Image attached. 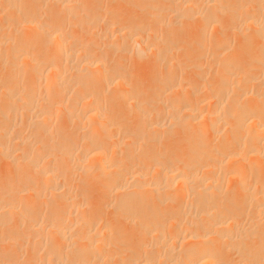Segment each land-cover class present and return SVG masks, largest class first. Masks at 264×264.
<instances>
[{"label": "bare ground", "instance_id": "6f19581e", "mask_svg": "<svg viewBox=\"0 0 264 264\" xmlns=\"http://www.w3.org/2000/svg\"><path fill=\"white\" fill-rule=\"evenodd\" d=\"M153 1L0 0V264H264V0Z\"/></svg>", "mask_w": 264, "mask_h": 264}, {"label": "rangeland", "instance_id": "374dc122", "mask_svg": "<svg viewBox=\"0 0 264 264\" xmlns=\"http://www.w3.org/2000/svg\"><path fill=\"white\" fill-rule=\"evenodd\" d=\"M146 1H148V2H146ZM149 1H150V3H151V2L154 3L153 0H145V1H144V0H132V5H131L132 8L129 6V7H127V8H129V9H127V8H125V7L122 8V9H123L124 13H125L126 10H127V15L130 14V15H132V16H134V17L142 16V15L147 14V13H146V12H147V8H146V7H147V5H148V4H146V6H144L145 4H143V3H149ZM163 2H164V1H163ZM163 2H162L161 4H165V5H166V2H164V3H163ZM115 4H116V3H115ZM115 4H114V5H115ZM170 4H171V3H170ZM121 5H122V4L119 3V4H117V6H111L110 8H112V9H113L114 7H115V8H117V7L120 8ZM167 5L169 6L168 3H167ZM135 6H136V7H135ZM125 9H126V10H125ZM132 9H133V10H132ZM136 9H137L138 11H137ZM140 10H141V11H140ZM128 11H129V12H128ZM130 11H132V12L130 13ZM135 11H136V12H135ZM139 11H140V12H139ZM134 12H135V13H134ZM139 13H140V14H139ZM134 14H135V15H134ZM162 16H164V14H163ZM158 17H159V16H157V17H155V18L153 17V18H151L150 20H151V21L154 20L153 22H155V21H157L158 19L161 18V16H160L159 18H158ZM162 19H163V18H162ZM162 19H160V20H162ZM151 21H150V24H151ZM153 22H152V24H153ZM184 25H185V24H183V26H184ZM183 26L180 27V26L177 25V27H179V28L177 29V28L175 27V28H173V29H176V30H174V31L171 30V32L173 31L172 33H174L175 31L177 32V30H179L180 28H183V29H180V30H182V32H181V31H178V32H180V34L183 33V35H185L184 33H187V32H188V31L186 30V28H188V27H187V26H184V27H183ZM188 26H189V25H188ZM192 26H193V25H192ZM192 26H190L189 28L191 29ZM189 28H188V30H190ZM185 30H186V32H185ZM161 31H162V30L160 29V31H159L160 33H158L159 36H160L161 33H162ZM163 32H164V31H163ZM178 32H177V33H178ZM208 32L210 33L211 31L209 30ZM208 32H207V33H208ZM177 33H174V34H177ZM163 34L166 35V34H168V32L166 33V31H165ZM178 34H179V33H178ZM212 34H213V32H212ZM212 34H211V35H212ZM207 35H208V34H207ZM209 35H210V34H209ZM209 35L207 36V38L209 37ZM211 35H210V37H211ZM210 37H209V38H210ZM209 38H208V39H209ZM193 46H194V45H193ZM188 49H189V52H190L191 49H192L191 46H190ZM187 52H188V50H186V53H187ZM189 54H190V53H188V55H189ZM206 61H207V60L205 59L204 62H206ZM190 64H191L190 62H187V63H185V65H184V67H185V69H186V72L188 73L187 76L189 75L187 78H189L190 80L193 79V78H197L196 76L199 77L200 73H201L202 78L204 77V79L206 78V80H207V77H208V76H209V77H208V80H210V78H211L210 81H212V79H217V78H215V76H216V74H215V73H216V69L214 70L215 73H214L213 69H211L212 71H211L210 73H209V69H208L207 72H204V69H203V71L199 72L200 70L196 71V69H195V70H194V68L192 69V68H191L192 65H190ZM205 64H206V63H204V65H205ZM207 64H208V65H207L208 68H209V67H210V68L214 67V66H212V63H211V62H209V63L207 62ZM210 64H211L212 67L210 66ZM130 68H131V69H130ZM147 68H148V69H147ZM147 68H145V69H146L148 72H147L146 70L143 71L144 69L141 70V72H137V70H138L137 68H134V67H131V66H130V67H129V72L132 73L131 71H134L133 73L138 74L139 77H140V79H142V80H144V79L147 80L148 78H150V80H151V78H153V77L156 76V72L153 73L154 70L150 69L149 67H147ZM205 68H206V66H205ZM132 69H133V70H132ZM130 70H131V71H130ZM201 70H202V69H201ZM142 71H143L144 73H143ZM149 71H150V72H149ZM189 71H190V72H189ZM195 71H196V72H195ZM205 71H206V69H205ZM145 72H146V73H145ZM151 72H152V73H151ZM193 72H194V73H193ZM198 72H199V74H198ZM203 72H204V74H203ZM141 73H142V74H141ZM213 73H214L215 75H214ZM196 74H198V75H196ZM202 74H203V75H202ZM206 74H207L208 76H207ZM210 74H211V76H210ZM148 75H149V76H148ZM151 75H152L153 77H152ZM205 76H206V77H205ZM141 77H142V78H141ZM212 77H214V78H212ZM216 77H217V76H216ZM148 80H149V79H148ZM208 80H207V82H208ZM185 83H186V82H184V83H182V84H184V87H187V86H186L187 83H186V84H185ZM200 91H202V90L200 89L199 92H200ZM210 91H211V90H207L206 92H209V93H207V94L205 93V95H209V94H211L212 91H211V92H210ZM203 92H204V89H203L202 92H200V94L202 93V95H200V96H203V95H204ZM198 94H199V93H198ZM127 253H128V252H127ZM127 253H126V254H127Z\"/></svg>", "mask_w": 264, "mask_h": 264}]
</instances>
